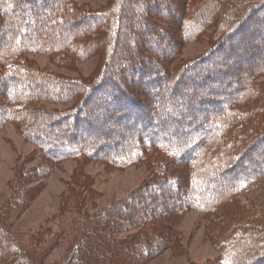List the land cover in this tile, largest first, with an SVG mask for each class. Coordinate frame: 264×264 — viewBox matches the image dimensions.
<instances>
[{
	"label": "trees",
	"instance_id": "1",
	"mask_svg": "<svg viewBox=\"0 0 264 264\" xmlns=\"http://www.w3.org/2000/svg\"><path fill=\"white\" fill-rule=\"evenodd\" d=\"M162 3L173 7L176 29L149 16L151 10L166 13ZM180 4L109 0L92 10L77 0H0V128L6 123L19 126L52 163L99 161L125 169L147 161L153 152L163 156L158 180L102 211L91 212L92 180L75 171L77 179L66 183L59 204L61 216L71 215L66 230L48 236L41 229L24 241L10 231V219L36 192L22 186L37 178L15 180L0 206V264H47L48 253L64 238L67 254L52 264H144L174 236L172 226L159 228L161 218L171 214L168 209L178 218L189 211L216 213L229 196L264 181V83L257 80L264 67L222 84L234 45L261 33L264 38V0ZM210 20L218 21L211 38L215 43L202 58L180 60L171 68L179 48L195 41ZM126 27L133 31L127 33ZM124 35L130 51L121 45ZM96 38L105 45V57L94 83L48 74L29 59L34 54L53 56V62L66 65L69 55L84 57L97 48ZM137 42L162 47L156 53L162 60L136 52ZM259 43L264 50V39ZM235 51L243 54L240 48ZM201 78L212 90L185 91ZM214 88L220 92L215 89L211 98ZM61 100L71 101L73 108L56 115L37 108ZM119 121L123 124L112 133L104 126ZM123 233L127 235L116 237ZM224 235L216 240L223 250L210 264H264V226L251 235L247 229Z\"/></svg>",
	"mask_w": 264,
	"mask_h": 264
},
{
	"label": "rangeland",
	"instance_id": "2",
	"mask_svg": "<svg viewBox=\"0 0 264 264\" xmlns=\"http://www.w3.org/2000/svg\"><path fill=\"white\" fill-rule=\"evenodd\" d=\"M108 1L77 0L79 5L84 6L83 8L87 9L88 7L92 10L106 6ZM173 2L177 8H180V0H173ZM27 5L29 6V4ZM162 6H167L166 13L151 10L148 14L150 17H160L161 21L159 23H161L162 27L166 28V24L171 27L174 25L171 23L173 7L168 6L167 3L166 5L162 3ZM134 13L136 15L141 14L137 11H134ZM209 22L211 26L207 30H204L195 41L184 44L179 48L176 60L174 59L175 61L170 62L172 64L171 68L180 60L187 63L188 61L202 58L212 46L211 44L215 43L211 41V38L217 33L215 28L218 26V21L216 20L212 23L210 20ZM227 25H224L226 31L229 28V26L226 27ZM90 26L94 27V24L90 22ZM79 28L83 29L84 26ZM176 28L174 25V29ZM131 31L133 29L130 30V28L126 27L127 33H131ZM92 36L93 38L96 37L95 34L89 37ZM262 36V33L257 38L251 36L250 41L244 38L243 42H246L241 43L240 41L241 46L234 45L233 50L229 53L232 62L227 63V71L224 78H222V84L226 81L230 82L235 80L237 76L246 78L247 74L245 75V72L258 73L264 67V50L261 49V44L259 43V40L262 39L263 41L264 39ZM128 38V36L124 35L123 39H121L123 40L121 41V45H124L125 48H131L128 45ZM96 40L98 42L99 39L96 38ZM100 43L101 40L97 45ZM135 46L136 52H140L144 57L162 60V56L156 54H159L162 47L153 48L148 45L142 47L140 42H137ZM144 47H146L145 52H142L141 49ZM238 48L242 50L240 52L243 54L235 53V50ZM131 51L133 52L134 49ZM104 57L105 45L103 44L102 46L98 45L95 49H91V52L84 57H79L75 54L69 55L68 58L70 61L64 63L66 65H62L56 61L53 62V56L48 57L34 54L30 55L29 59L33 60L43 72L65 80H82L83 83L90 84L95 82L94 79L100 72ZM168 63L169 61L165 60L163 64H166V67H168ZM174 69L172 70L177 73L178 69ZM257 77L260 83H264L263 74L259 73ZM209 85L205 87L201 78V82L193 84L185 91H188L190 94H192V91L194 93L196 91L201 93L208 92L212 90ZM215 89H213L211 98H214L213 93L216 94ZM216 90L220 92V89ZM180 92L186 95L183 88ZM72 104L74 103L71 101L61 100V103L58 104L45 103L44 105L40 103L37 108L56 115L57 113L65 112V110L73 108ZM183 104L179 108H182L184 106ZM125 114L129 113L127 112ZM67 124L66 122L65 125L68 126ZM121 124L123 122L119 121L104 126L107 131L112 133L116 126H120ZM81 137L79 136L78 138L80 139ZM162 158L163 156L161 154L153 152L147 161L125 169H114L99 161L84 162L83 160L73 161L71 159H65L58 163H52L46 161L47 159L43 157L36 145L24 137L19 126L13 123H6L0 128V206L11 195L15 180H23V178L31 180L32 178H37L32 179L35 181H31L26 183L27 185L22 186L24 190L36 189V192L26 201L24 210L16 218L10 219V231L17 235L19 239H22V241L34 237L41 229L48 231V236L62 234L70 223L71 215H60V198L66 188V183L69 180L77 179L74 177L75 171H81L84 177H86V180H92L94 198L90 202V208L91 212H96L106 210L109 206L115 205L130 196H137L143 186L158 180L156 178L159 176L157 173L159 166H162ZM216 211V213L212 211L206 213L189 211L178 218L168 209V212L171 214H167L161 218L159 228L165 230L164 227L169 226L171 228L172 226L174 236L168 240L166 247H164L160 254L147 260L144 264L213 263L223 250V247H220L216 240L221 241L225 239V233L232 230V233L237 235L247 229L249 235H251L261 226H264V181H255L247 189L245 188L243 191L229 196V199L224 202V205H218ZM126 235L127 233H123L118 234L116 237L123 238ZM67 247L68 240L64 238L61 245L48 253L47 264L62 261L67 254Z\"/></svg>",
	"mask_w": 264,
	"mask_h": 264
}]
</instances>
